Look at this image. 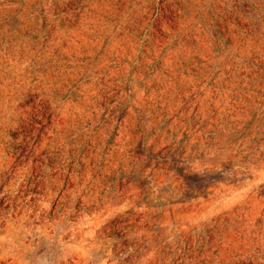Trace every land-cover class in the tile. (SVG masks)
<instances>
[{
    "label": "rangeland",
    "instance_id": "rangeland-1",
    "mask_svg": "<svg viewBox=\"0 0 264 264\" xmlns=\"http://www.w3.org/2000/svg\"><path fill=\"white\" fill-rule=\"evenodd\" d=\"M0 264H264V0H0Z\"/></svg>",
    "mask_w": 264,
    "mask_h": 264
}]
</instances>
